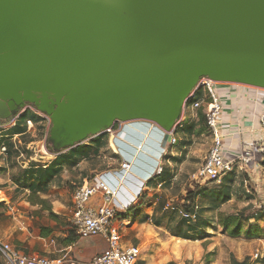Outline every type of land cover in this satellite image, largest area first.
Here are the masks:
<instances>
[{
	"label": "water",
	"instance_id": "1",
	"mask_svg": "<svg viewBox=\"0 0 264 264\" xmlns=\"http://www.w3.org/2000/svg\"><path fill=\"white\" fill-rule=\"evenodd\" d=\"M202 78L264 88V0H0V120L30 104L54 151L170 132Z\"/></svg>",
	"mask_w": 264,
	"mask_h": 264
},
{
	"label": "crops",
	"instance_id": "2",
	"mask_svg": "<svg viewBox=\"0 0 264 264\" xmlns=\"http://www.w3.org/2000/svg\"><path fill=\"white\" fill-rule=\"evenodd\" d=\"M223 85L220 88L225 92L220 97L222 150L228 159L241 152L250 155L244 147L259 136L256 133L264 99L256 95L252 87L241 84ZM114 127L108 132L107 144L96 155L79 160L75 165L63 163L58 173L42 184H38L42 178L36 173L33 186L39 188L35 193L31 192L29 182L24 189L34 195L33 198L21 199L20 196L17 201H13L11 195L3 193L4 200L0 202L1 242L9 243L24 254L48 258L54 264H64L67 260L88 262L107 248V242L102 236L81 238L75 234L71 224L72 195L77 186L87 184L93 177H101L114 191L112 204L117 212L114 222L116 224L119 220L118 224L124 225L119 226L121 245L135 244L140 248L135 264H182V258L185 259L192 247H195L192 245L193 239L174 236L173 234L185 232H181L179 228L174 231L176 225H171L170 217L164 219L163 213L157 216L155 210L142 212V205L138 202L140 194L148 189L149 181L155 175L156 168L161 165L162 159L172 155L171 159L178 151L170 148L165 134L150 122H120L117 128ZM47 129L45 124L44 134ZM10 130L1 133L0 143H5L9 137L19 136L10 135ZM81 143L71 148H76ZM112 144L115 148L114 161H101L99 158L105 157L103 152ZM71 148L53 152L48 162L37 167L47 168L58 155ZM2 152L8 154L4 145ZM123 161L130 163V170L120 169ZM6 182L8 180L5 175H0V184ZM100 202V196L95 195L88 204L98 206ZM131 206L135 208L129 213L128 208ZM131 214L133 216L130 218ZM0 264H6L1 254ZM214 264L222 263L218 260Z\"/></svg>",
	"mask_w": 264,
	"mask_h": 264
},
{
	"label": "rangeland",
	"instance_id": "3",
	"mask_svg": "<svg viewBox=\"0 0 264 264\" xmlns=\"http://www.w3.org/2000/svg\"><path fill=\"white\" fill-rule=\"evenodd\" d=\"M221 87L224 85L216 86L220 97L225 93ZM29 116L34 117V114L31 111L24 113L19 122L22 127ZM37 116L39 119L35 121L37 130L34 134L9 137L5 143H0V151L3 145L12 144L10 154L0 155V175L4 174L8 180L0 184V202L4 200L3 193L11 195L13 201L20 196L21 199L33 198L34 195L24 189L36 178L37 166L48 162L52 156L41 155L38 151L46 119L42 115ZM190 120V115H187L185 122ZM119 124L116 122L114 128ZM165 137L168 139L167 135ZM89 139L81 145L87 144ZM176 139L177 142L170 148L178 151V154L171 159L172 155L162 159L160 174L153 176L148 189L139 198L144 202L142 212L157 210V216L163 213L164 219L171 218V225H176L174 231L179 228L181 232L192 234V245L195 247L185 259L182 258V264H214L218 260L222 264H263L260 260H254L252 255L256 249L264 253V176L251 178L245 171L235 172L233 181L227 185L230 199L220 203L226 190V177L220 184L193 178L212 142L208 130L202 134H187L178 129ZM103 154L105 157L101 156V161H114L113 144L108 145ZM15 185L18 187L15 188ZM158 199L160 201L156 207ZM195 205L200 209L198 218L187 223L181 218L179 210L186 211V207L192 209ZM248 216L252 217L247 219ZM236 230L238 233L234 234Z\"/></svg>",
	"mask_w": 264,
	"mask_h": 264
},
{
	"label": "built area",
	"instance_id": "4",
	"mask_svg": "<svg viewBox=\"0 0 264 264\" xmlns=\"http://www.w3.org/2000/svg\"><path fill=\"white\" fill-rule=\"evenodd\" d=\"M223 84H235L227 82H216L208 78H202L197 86L185 99L179 117L175 120L174 126L170 132L160 129L168 136L169 145H174L177 142L176 131L182 128L189 122L197 118V110L203 106L205 122L207 130L211 136V145L205 154L201 166L199 167L193 178L200 181H210L220 184L223 178L231 172L245 171L251 178L264 176V108L259 116L258 131L259 136L248 144L245 149L250 152L246 155L243 152L234 156L231 159L226 158L225 151L222 150L223 134L220 126V118L222 114V102L216 91V86ZM243 85V84H241ZM247 86V85H246ZM252 87L256 95L264 99V88ZM197 91L202 93L201 98L192 100ZM27 111H31L36 115H42L46 119L48 129L43 135L42 142L38 151L41 155H53L47 147L48 130L50 121L46 115L41 114L34 109L30 104H26L17 115L6 120H0V135L2 132L14 127L19 117ZM190 115L191 120L186 121V116ZM24 133L32 135L37 130L36 122L32 117H26L24 120ZM20 135V134H18ZM4 154L0 151V155ZM130 163L123 161L120 164V169L123 171L130 170ZM161 172V165L156 168L155 175ZM250 178V179H251ZM95 195H99L101 202L98 206L89 205V201ZM114 191L101 177H93L87 184L77 186L72 195V215L71 224L75 234L78 237H94L102 236L107 242V248L93 256L88 262H80L75 260H67L64 264H135L140 255L138 245L131 244L122 246L121 234L119 232V224H115L117 212L112 204ZM169 205V204H167ZM191 212L183 209L179 210L182 218L188 221L197 220L198 205L193 206ZM172 209H175L172 207ZM122 225V223H121ZM0 254L6 264H54L48 258L34 255H27L16 250L9 243L0 241ZM254 260H260L264 264V253L256 249L252 255Z\"/></svg>",
	"mask_w": 264,
	"mask_h": 264
},
{
	"label": "trees",
	"instance_id": "5",
	"mask_svg": "<svg viewBox=\"0 0 264 264\" xmlns=\"http://www.w3.org/2000/svg\"><path fill=\"white\" fill-rule=\"evenodd\" d=\"M202 93L200 91H197L196 94L194 95L192 100H196L201 98ZM204 107L200 106L197 110V118L191 122H189L188 124H186L185 126H183L182 128H179L181 130H183L185 133H195V134H202L205 131H207V125L205 122V115L203 112ZM34 114V113H33ZM24 114H22L16 125L14 127L11 128L10 130V135L13 134H26L24 133L25 128L22 127L20 125V121L22 120ZM34 119V121L38 120V116L36 114H34V117H32ZM115 126V125H114ZM112 126V127H114ZM178 129L175 131V134H177ZM19 135V136H20ZM107 136H108V132H104L96 137H94L89 143L87 144H82L79 145L76 148H71L69 149L67 152L62 153L60 155L57 156V158L55 160H53L48 166L47 168H41V167H37L35 173H39V176L42 178V180L38 183V184H42L43 182H46L47 180L51 179L54 175H56L58 173V171L60 170V166L63 163H70L71 165H75L79 160L82 159H88L89 157L96 155L99 150L101 148H103L106 144H107ZM5 147V151L10 154L12 152V144H8V145H4ZM47 147L51 152H58V151H54L52 145L50 144L48 137H47ZM68 149V148H65ZM63 149V150H65ZM61 150V151H63ZM235 175V172H231L228 175H226L225 178V185H224V189L226 188V190L223 191V196L221 197L220 203H223L225 201H228L230 199V195L227 192V189L229 188V186H227L229 183H231V181H233V177ZM34 180L28 185V187L30 188L31 192L35 193L36 189L39 188H35L34 186ZM227 186V187H226ZM143 193L140 194L139 198L142 197ZM138 198V202L143 205L144 202L142 199ZM43 201V200H41ZM159 199L156 202V207L159 205ZM135 208V206H131L128 208L129 213L133 211V209ZM194 208L190 209L189 207H186V211L191 212L193 211ZM157 211V210H156ZM199 210H197V218H198V214H199ZM252 216H248V218H250ZM184 221H186L187 223H190L187 219H184ZM234 234L238 233V230H236L235 232H233ZM174 236L177 237H181L184 239H193L192 234L190 233H182V234H173Z\"/></svg>",
	"mask_w": 264,
	"mask_h": 264
}]
</instances>
